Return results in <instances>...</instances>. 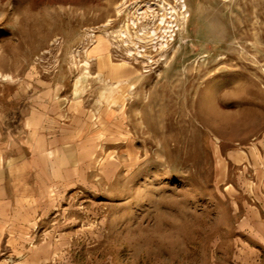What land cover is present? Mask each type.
I'll list each match as a JSON object with an SVG mask.
<instances>
[{
	"label": "rangeland",
	"instance_id": "374dc122",
	"mask_svg": "<svg viewBox=\"0 0 264 264\" xmlns=\"http://www.w3.org/2000/svg\"><path fill=\"white\" fill-rule=\"evenodd\" d=\"M135 1L0 0V264H264V0H165L161 52Z\"/></svg>",
	"mask_w": 264,
	"mask_h": 264
},
{
	"label": "bare ground",
	"instance_id": "6f19581e",
	"mask_svg": "<svg viewBox=\"0 0 264 264\" xmlns=\"http://www.w3.org/2000/svg\"><path fill=\"white\" fill-rule=\"evenodd\" d=\"M137 2L138 1L133 2V5L136 6L135 10L133 11V15L131 17L127 16V20H124L123 22H121L122 23L121 25L119 24L120 26H118L119 28L117 29L116 35L119 37L124 36V35L131 37L133 35L130 34V29H136L137 28V31H135V33H137L136 36L139 38V41L144 43V45L146 44L148 46H151V45L155 46L158 44L160 50L158 48L157 49L160 52L166 50L169 43L173 39V36L175 35V29L180 28L181 26L183 27V22L187 20V13L185 12L186 3L183 2L181 4V6H183V8H184L183 9L179 5L180 3L179 4L176 3L175 5H171L168 2L166 3L165 0H161L159 2H154V1L146 2V4L143 5L144 8H142L141 5L140 6L137 5ZM117 11H120V8H118ZM126 11H128V10H126ZM129 12H132V11H129ZM180 23H182L181 26H180ZM138 26H139V28H138ZM175 26H176V28H175ZM144 47L146 48V46H144ZM148 49H150V47ZM128 51H129L128 55H130L131 57H134L135 59H138V56H146V53L140 51L139 49L134 51V53L131 50H128ZM144 51H145V49H144ZM104 55H105V53H100L97 55V57L100 59V64H101V62L102 63L104 62V61H102V58ZM86 64H88V61H86ZM112 65H114V64H112ZM112 65H111V67H112ZM104 68H106V67H104ZM97 69H99V68L97 67ZM108 69H109V66H108ZM113 69H115V71H116V67ZM0 75H1V73H0ZM4 75H5V77L7 76L6 74H4ZM79 83H80V79L77 81L76 85H79ZM111 88H112V86H111ZM109 89H110V87H109ZM75 92H78V91L76 90ZM76 94H74V95H76Z\"/></svg>",
	"mask_w": 264,
	"mask_h": 264
},
{
	"label": "crops",
	"instance_id": "0c3cea01",
	"mask_svg": "<svg viewBox=\"0 0 264 264\" xmlns=\"http://www.w3.org/2000/svg\"><path fill=\"white\" fill-rule=\"evenodd\" d=\"M109 112V111H108ZM112 113V111L110 112ZM109 113H106L108 117ZM33 117V118H32ZM106 117V118H107ZM55 120L49 118V114L43 110L37 108L36 115L26 118L24 121L25 133L22 138L21 145L18 148L26 150L28 153H32L33 160L31 168L42 167L41 160L39 158L45 157V152H52V140L55 132H52ZM47 122V123H46ZM10 144H5L4 148L0 151L2 160L0 161V168H3L4 156L12 150ZM48 148V149H47ZM36 155V156H34Z\"/></svg>",
	"mask_w": 264,
	"mask_h": 264
}]
</instances>
